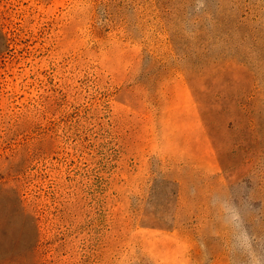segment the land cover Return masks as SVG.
<instances>
[{
	"label": "rangeland",
	"instance_id": "1",
	"mask_svg": "<svg viewBox=\"0 0 264 264\" xmlns=\"http://www.w3.org/2000/svg\"><path fill=\"white\" fill-rule=\"evenodd\" d=\"M0 264H264V0H0Z\"/></svg>",
	"mask_w": 264,
	"mask_h": 264
},
{
	"label": "trees",
	"instance_id": "2",
	"mask_svg": "<svg viewBox=\"0 0 264 264\" xmlns=\"http://www.w3.org/2000/svg\"><path fill=\"white\" fill-rule=\"evenodd\" d=\"M199 73H196L194 70L193 71H188L187 72V75H188V79H189V82L191 84V86L194 88V92L195 94L197 95H201L203 94V92L201 91V87H200V78L198 76L200 75H197ZM199 102L204 105V108H207V102H203L201 100V98L199 99ZM208 112L207 110L204 111V118H205V121L208 125H212L213 124V121H211V119L207 116Z\"/></svg>",
	"mask_w": 264,
	"mask_h": 264
}]
</instances>
